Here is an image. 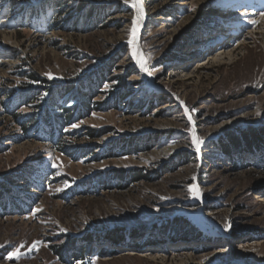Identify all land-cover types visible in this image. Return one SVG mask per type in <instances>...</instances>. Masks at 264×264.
Returning a JSON list of instances; mask_svg holds the SVG:
<instances>
[{
    "label": "rangeland",
    "instance_id": "374dc122",
    "mask_svg": "<svg viewBox=\"0 0 264 264\" xmlns=\"http://www.w3.org/2000/svg\"><path fill=\"white\" fill-rule=\"evenodd\" d=\"M143 4L151 76L123 0H0V264H264V148H221L264 131V0Z\"/></svg>",
    "mask_w": 264,
    "mask_h": 264
},
{
    "label": "snow or ice",
    "instance_id": "6c2138e0",
    "mask_svg": "<svg viewBox=\"0 0 264 264\" xmlns=\"http://www.w3.org/2000/svg\"><path fill=\"white\" fill-rule=\"evenodd\" d=\"M123 2L125 3V5H130V8L134 11V14L132 16L131 19V27L128 30V39L126 41V46L128 48V52H129V59L134 61L136 65H138L139 70L142 73L147 74L148 76L152 75V71L149 68V61L151 60V55L148 54L146 55L143 51L141 46L139 45V39H140V29L142 26V22L144 20L145 17V9H144V4H143V0H123ZM193 11H195V6H193ZM260 15L262 17H264V12H261ZM248 23L250 24H257L256 20H250L248 21ZM159 70V69H157ZM49 78L51 79V75L49 74ZM179 103L181 105L184 104V101H179ZM196 109L192 108L191 111H189V109L187 107L184 108V115L187 116L188 122L191 125L190 127H188L186 129V131L189 133L190 135V147H193L195 150V153L197 154V156H199V154L201 153V146L204 143V140L197 134V129L195 126V121L193 120L192 117V113H195ZM260 113H257V115H259ZM73 127H76V125H73ZM57 165H53V167H56ZM192 180L195 181L196 180V176L193 175L192 176ZM188 192L194 197V198H199L201 193L200 190L198 188V186L193 183L190 184L188 186ZM36 211H40L39 208L36 209ZM35 214V213H33ZM230 228V224L229 223H225L224 224V230L228 231ZM38 244H40V241H34L32 242V245L30 247L31 248H35ZM2 246V245H0ZM24 244L21 243V245L15 249L14 252L9 254V258L15 256L17 258H19L20 255H23V253L20 252V248H23Z\"/></svg>",
    "mask_w": 264,
    "mask_h": 264
},
{
    "label": "trees",
    "instance_id": "16d2710c",
    "mask_svg": "<svg viewBox=\"0 0 264 264\" xmlns=\"http://www.w3.org/2000/svg\"><path fill=\"white\" fill-rule=\"evenodd\" d=\"M83 107H85V109H86V115H87L90 112V110H91L90 109L91 108V105H89L88 103H86V104H83ZM78 108L81 110V106L80 105H79ZM75 109L77 110L76 107H75ZM72 111H73V109H71L69 112H66V113L72 114ZM83 111L85 112V110H83ZM77 117H78V115H77ZM87 138L89 139V143H91V145H93L92 143L95 141V139L97 138V136L95 134H93V133L90 132V133H87ZM241 140L243 141V144L244 145L240 147L239 146V142H238V140L236 138H234V137L229 138V140L227 142L228 143L227 146L226 147H221L222 148V151H223V155L229 156L233 152H239V151H241V149L245 150V149H251V148L252 149H254V148H256V149H258V148H264V131L261 132L260 134L259 133L258 134H255L254 132H250L246 136H244V138H242ZM62 145L64 146V144H62ZM252 151H254V150H252ZM20 211H22V210H20ZM186 223L188 224L189 222L187 221ZM135 237L136 236H134L133 234L131 235V238L133 240L135 239ZM233 237L234 236H232V239H233ZM104 238H108V240H110L111 243H117V244L118 243H123L124 233H122V232H115V233H112V234H109V235L105 234L103 236H98L96 238H95V236L86 235V236L82 237L79 240L80 241V244H79V247L78 248L75 247V241L73 239H69V241H66V243H65V244H67L65 247L68 246V248L65 249V247L62 248V246H61V248H60L59 251H56V252L54 251V255L56 256V258H57L58 261L60 260L61 263H64L66 261H64V262L62 261L63 260L62 251L63 252H67L69 250H72V253H71V255H70L69 258L72 260L71 262L73 264H75L74 261L75 262H79L84 257L86 258V256H85L86 254H84V253H86L88 250H86L84 252V249H86L85 246L86 247H91V245L93 244L94 241L95 242L96 241H103ZM61 239H63V238H60V240ZM51 251H52V249H51ZM103 252L104 251H101L100 250L96 255L97 256H101V255H103Z\"/></svg>",
    "mask_w": 264,
    "mask_h": 264
},
{
    "label": "bare ground",
    "instance_id": "6f19581e",
    "mask_svg": "<svg viewBox=\"0 0 264 264\" xmlns=\"http://www.w3.org/2000/svg\"><path fill=\"white\" fill-rule=\"evenodd\" d=\"M6 41H9V39H7ZM258 244H259V242H256V240H251V241L244 243L243 248L247 249V248L255 247Z\"/></svg>",
    "mask_w": 264,
    "mask_h": 264
}]
</instances>
